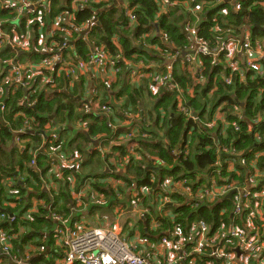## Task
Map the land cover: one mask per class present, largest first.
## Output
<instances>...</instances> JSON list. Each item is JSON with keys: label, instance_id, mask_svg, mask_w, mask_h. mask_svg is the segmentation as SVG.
<instances>
[{"label": "trees", "instance_id": "trees-1", "mask_svg": "<svg viewBox=\"0 0 264 264\" xmlns=\"http://www.w3.org/2000/svg\"><path fill=\"white\" fill-rule=\"evenodd\" d=\"M73 1L76 0H52L48 11L31 18L0 10V31L31 38V45L37 50L20 58L18 51L3 52L0 54V72L17 59L42 64L52 54L41 51L40 32L44 34L59 17L73 19L69 42L74 50L63 52L62 63L35 77L28 89L13 87L3 97L10 125L2 126L0 148L5 144V138L11 139L15 130L27 127V124H33L38 135L44 136L30 154L37 155L36 160L28 159L30 164L35 162L33 168L30 165V169L22 167L18 171V175H26L22 186L10 188L8 178L19 181L14 177L15 171L0 168V216H5L0 220V232L16 235L11 243L10 257L26 260L29 256L30 264H55L51 256L59 250L54 247V236L52 240L45 230L56 225L49 214L55 212L68 218L64 212H72L68 203L72 199L71 193L86 191L84 185L87 182L109 200L117 202L120 196L129 198L132 195L131 209L134 210L137 203L141 208L136 211L146 210L127 231L129 235L139 233L155 247L167 239L175 244L181 242L187 250L192 249L198 233L196 225L201 220L211 226L212 233L219 232L222 226L228 229L240 224L231 215L235 207L232 198L219 199L215 203L189 201L179 188L167 189L165 184L168 178H173L174 184L185 181L194 198L200 190H210L209 181L214 170L221 171L220 175L214 173L218 187L230 184L241 187L249 172L264 171V156L254 160L257 154L264 153V74L248 72L246 81L241 82L236 73L230 74L223 67L219 68L212 55L202 57L198 65L188 64L185 59L196 48L189 25L196 30V39L210 51L229 38L240 42L248 28L252 42L262 40L264 0H241L238 9L231 3L214 4L216 0H171L177 4L170 9H163L160 0H128L129 10L136 15L135 23L125 14V0H87L88 4L77 12L71 8ZM114 1H117V8L112 7ZM208 3L214 5L207 7ZM95 13L97 23L86 40L82 39L78 30L88 24ZM16 21L19 22L14 23ZM63 35L56 32L45 48L58 53L66 43ZM164 35L168 37V43H164ZM93 46L103 48L118 70L110 80L101 82L96 78V99L102 107L109 109L103 111L99 106V113L84 109V92L81 100L76 98L75 85L83 77L75 79L66 73L80 62L88 63L93 56ZM139 61L142 64L137 66ZM261 65L264 70V60ZM224 74L232 77L231 85L223 79ZM120 103H124V109ZM181 104L185 109L180 108ZM85 110L88 113L83 112ZM217 112L223 119H216ZM125 121L128 123L122 126ZM50 123L65 124L64 130L56 131L59 136L55 140L41 133ZM233 123L237 125L233 126ZM75 124L80 127L76 128L77 135L72 139ZM48 135L50 137V133ZM101 140L106 143L105 149L111 148L112 154L99 151L95 144ZM24 154L28 158L29 153ZM59 154L61 157L72 154L77 166L55 171ZM241 158L247 160L248 169L238 164L233 172H228L226 160L235 159L232 161L235 165ZM113 161L117 165L112 164ZM102 171L106 173L102 174ZM106 180L109 183L113 180L116 187L110 185V189H102V184L97 181ZM46 183L51 186L49 192ZM15 189L17 193H12ZM18 196L22 201L16 200ZM33 196H38L40 202L35 208L31 206ZM166 196L170 198L168 204L161 201ZM60 198L63 206H60ZM48 202L50 207L46 208ZM10 204L16 207L11 208ZM30 207L36 210L31 214V220L10 222L12 215L21 219L22 215L31 213ZM43 238L49 240L47 246L41 242ZM44 245L47 252L39 253V248ZM223 245L229 251L237 241L228 244L224 241ZM210 260L206 257L196 264H207ZM211 262L217 264L214 260ZM249 264L258 262L250 259Z\"/></svg>", "mask_w": 264, "mask_h": 264}, {"label": "built area", "instance_id": "built-area-1", "mask_svg": "<svg viewBox=\"0 0 264 264\" xmlns=\"http://www.w3.org/2000/svg\"><path fill=\"white\" fill-rule=\"evenodd\" d=\"M103 0H97L101 2ZM163 9H170L176 6V2L171 0H160ZM226 1L229 0H223ZM234 1V0H230ZM117 2V1H116ZM52 4V0H0V10L8 11L12 15L17 17H27L31 18L34 16H42L44 11H48ZM87 0H76L71 3V8L74 12L77 9L83 8L87 5ZM125 14L128 15L131 22H136V15L133 11L128 8V1H124ZM92 20L80 28L79 33L90 32L92 27L97 23V14ZM73 19L66 20L61 17L55 19L51 28L53 32H60L66 35V43L62 48L58 49V53L46 47L49 54H52L49 58L44 59L42 64L38 65H22L21 63L14 61L9 62L6 67L5 73L0 75L2 82L10 83V87H17L20 89H28L31 86V81L38 76H42L43 72L46 70L54 69L58 64L62 63V54L66 52L71 47V42H69L71 34V21ZM190 28L191 36L196 42V48H194V53L189 54L185 57L186 62L195 64L201 60L202 57L212 55L213 59H218L220 54L223 52H228L232 54L229 46L231 43L236 42L242 43V54L248 59V65L251 71L255 72L257 75H263L264 70L261 65V59H264V40L261 44H254L250 36L246 37L242 41H236L235 38H229L227 41L222 42L221 46L213 51H210L207 46L196 39V30ZM86 40V36L84 38ZM164 43H168V37L164 35ZM40 44L45 47L46 43ZM31 41L30 38H22L15 35H9L3 31H0V54L3 48L10 47L13 50L25 51L30 50ZM54 53V54H53ZM93 56L88 63L80 62L76 68H69L66 73L68 76L73 77L78 73L88 71H101L104 69H110L111 72L108 75L109 79L115 76L118 72L115 67V62L109 58L103 48L92 47ZM176 61V59H174ZM109 66V67H107ZM228 85L232 84V77L228 76L225 79ZM0 109L5 111V100H3V90L0 85ZM103 111L109 110L106 106L101 107ZM181 109H185L182 106ZM186 111V110H185ZM233 123V126H236ZM30 132L22 129L19 133L25 134ZM50 138L55 140L57 136L51 133ZM20 141L21 139L18 138ZM46 143V142H45ZM239 156V155H237ZM66 157V156H64ZM75 160V157H74ZM235 159L226 160L227 171L233 172L237 165H241L243 168L247 167V160L241 158L238 163L233 164L232 161ZM254 160H259V155L255 156ZM65 163V168H73L72 161L69 157H66L63 161ZM35 165V162L32 163ZM220 166V164H218ZM251 167V165H250ZM220 168V167H218ZM222 168V167H221ZM221 174L220 170H214L211 174L212 179L209 181L211 186L210 190L202 189L194 198L191 190L185 186V181H178V183H173V178H168L166 181V188H179V192L187 196L189 201L196 199L198 202H208L215 203L219 199H227L229 193L233 191L232 200L235 204L234 210L232 212V217L238 220L240 224H235L230 228L226 229L224 226L221 227L219 232L212 233V228L210 225L206 224L203 220L197 223L198 233L194 238V246L192 249L187 250L183 247V244H175L169 242L167 239L162 240V244L159 248L164 249L161 259L163 258L165 264H196L197 261H202L204 258L208 257L211 259L207 264H213L211 261L217 262V264H249V260L258 262V264H264V185L262 182L264 180V171L254 170V173H248L246 175L247 180L241 186L238 187L236 184H230L224 187H218L216 183V176ZM47 187H50L46 183ZM143 193H146V189H142ZM136 196H138L136 194ZM170 198L168 196L162 197L161 201L163 203H170ZM77 204L80 205V201L76 199ZM141 208V205L135 204L134 211ZM246 210H249L245 214ZM36 210L33 209L31 213L24 216V219L31 220V214ZM77 211V210H76ZM123 214L116 215L115 219H111L108 216L103 217V221L99 226H91L84 217L75 220L68 218H63L57 213L52 214V219L56 222V226L53 231V236L55 239V248L59 250L57 254L51 256L53 257V262L55 264H159L158 262L152 261L150 255L152 252L149 248L154 246L148 242V240L142 237L139 233L134 235H128L124 232V228L119 222ZM244 216V219L242 217ZM3 220L5 216L1 215ZM11 223L18 221V218L14 215L9 217ZM244 220V221H243ZM244 224V226L241 225ZM15 239L14 235L7 232H0V247L1 253L6 255V257L11 256V250L13 248L12 240ZM236 240L237 245L226 251V247L223 245L224 241L226 244L231 241ZM44 247L39 248V253L47 252ZM239 249V252L237 250ZM46 250V251H45ZM206 250L208 251L206 253ZM29 251V249H28ZM59 260L60 258H62ZM14 264H30V258L27 257L26 260L12 259ZM1 264V263H0Z\"/></svg>", "mask_w": 264, "mask_h": 264}, {"label": "crops", "instance_id": "crops-1", "mask_svg": "<svg viewBox=\"0 0 264 264\" xmlns=\"http://www.w3.org/2000/svg\"><path fill=\"white\" fill-rule=\"evenodd\" d=\"M125 1H128V0H125ZM217 1L218 0H216L214 4L218 3L220 5L223 2H225L223 0H219L218 2ZM240 1L241 0H234V1H231L230 2V0H229V1H226V2L228 4H230V3L233 4V7H235L236 9H238L239 7H241ZM214 4L213 3L212 4L211 3H208L207 4V7H211ZM112 7L113 8H117L116 1L113 2ZM117 14H119V13H117ZM18 22L19 21H16L14 23H18ZM53 30H54L53 28H51L50 26H48V28L46 29V31H44L45 32L44 33L45 35L40 32L41 37H40L39 41H42L43 44L49 43V41L56 34V32L54 33ZM88 34H89V31L82 33V39L85 38V36L87 37ZM248 36H250V38H251L249 28L246 29V30H244V32L242 34L243 39H245ZM63 37H66V35H63ZM54 40L56 41V39H54ZM263 40H264V38H262V40H255L253 42H254V44H257V43L261 44L263 42ZM241 45H242L241 42L238 43V44L236 42L231 43L230 46H229V49H230V51H231L232 54H229L228 52H225V53L222 52L221 54H224L223 55V58L221 59L222 56L220 54L219 58L218 59H215L214 61L217 63V66H219V68L220 67H223L224 70L230 71V74L236 73L237 75H239L241 77V80L242 81L241 80L240 81L241 82H245L246 81V78H247V73L248 72H253V71H251L249 65L247 64L248 63V59L242 54V46ZM39 46H40L42 52H45L46 50L47 51L49 50V49H46L41 44H39ZM71 47H72V43H71ZM71 47H70V49H71ZM70 49H69V51H71V52L74 50L73 47H72L71 50ZM8 50L14 51L10 47H5V48L2 49L1 54L3 52H5V51H8ZM15 51H17V49ZM36 51H37L36 48H34V46L31 45L30 46V50L28 52L18 51L19 52V58L22 55L23 56L24 55H31L33 52L35 53ZM49 57L50 56H48L47 58H49ZM18 60L24 66L25 65H28V64H32L31 61H30V59H25L23 61H21L20 59H17V61ZM263 60L264 59L262 58L260 61L262 62ZM139 62L140 63H138L137 66H139V65L142 64L141 61H139ZM200 63H201V60L199 62L195 63L194 65H198ZM182 64H183V62H182ZM149 67H153V66H146V68H149ZM3 71L5 72L6 71V68H4ZM3 71L0 72V75L3 74ZM100 72L103 73L102 78H100L99 76H97V74L100 73ZM110 72H111L110 69H104V70H101L99 72L92 71V69H88V71L82 72V75L81 76L83 77V79L81 81L79 80L76 83L75 90H74L75 93H77V97L76 98L79 99V100H81L82 99L81 93L84 92V98L82 99V103H83L82 106L83 107L85 106V108H87V110L89 112L92 111V112L99 113L101 111V109L99 108V106L102 107V105H100L101 102H100V100H97L96 99V85H95L96 78H97V80H100V79L101 80H104V79L105 80L106 79L110 80L109 77H108V75H107ZM227 77H228V74H224L223 79L225 80ZM0 85L2 86L3 97H4L6 91H9L11 89L10 83H5L4 84L2 82L1 77H0ZM62 93H66V92L63 91ZM123 104L124 103L121 104L122 105V109H124V105ZM139 109L140 110L143 109L141 105H139ZM119 110H121V108H119L118 111ZM6 112H7L6 110L2 112L1 109H0V134H2V131H1L2 130V126L9 127V125H10V121L8 120V115L9 114H6ZM19 116L20 115H17V117H19ZM51 118H54V116H52ZM218 118L223 119V115L217 112L216 113V119H218ZM215 121H217V120H215ZM127 123H128V121L123 122L122 126L123 125L125 126ZM214 124H215V122H213V126H214ZM79 127H80V125L75 124V130H74L75 132H73L72 135H71L72 136V139H74L76 137V135H77L76 132H77V129H79ZM117 127L118 126L116 125L115 128H117ZM25 128H26V126L23 127L22 129H25ZM35 128L36 127H34L33 124H27V130H29L30 132H26L25 134L24 133L23 134L19 133L22 130L21 128H20L21 130L20 129L19 130H15L13 132L14 133V136L11 139H6L5 138L4 139V143L5 144L3 145L2 148H0V168H2V169H10V170L13 169L15 171V173H14L15 176L14 177L19 180L18 182H14V181H12L11 179L8 178L7 179V182L9 183V187L10 188H12V187H16L17 188L19 186H22L23 181H24L23 177L26 176L25 174H23V177L20 176V175H18V171L22 167H23V169H26L27 170L28 168L30 169V165H31V168H33L32 167L33 165L30 164V162L28 163V159L30 160V158H32V161H34V159L36 160L37 155L32 156L30 154H33V151L37 147L38 142L40 140L42 141V139L44 137V136L38 135V132L36 131ZM64 129H65V124L63 125V124H55L54 123V125H53V123H50V124L47 125L46 130L44 132H41V133H44L45 137L48 138V139H50V137L48 135L49 133H50V135H51V133H54L58 137L59 136V133L56 132V131L57 130L58 131H60V130L62 131ZM18 138L21 139V140L19 141ZM120 140H122V137L120 138ZM104 144L106 145V143H104L102 140L101 141H98L95 144L96 147L99 148V150H100L101 153H103V151H101V150H104L105 149L104 148V146H105ZM26 151H27V153H29L28 154V158H26V156H24L25 155L24 153ZM40 152H43V149H41ZM103 154H106V153H103ZM257 155H259V159H260V158H262L264 156V153L257 154ZM95 166H96V168H98V165H95ZM63 169H65V168H63ZM103 172L104 171H102V174H103ZM40 173H41V171H40ZM105 173L106 172H104V174ZM48 177H49V179H52V177L50 178V175ZM110 183L113 184V185L115 184L113 182V180H111ZM50 187H47V189H46L47 192H49ZM72 187H74V185H72L71 188ZM82 188L83 187H81V189ZM30 191H31V189H30ZM12 193H17V189L12 190ZM73 193L75 194V192H73ZM73 193H71V195H70L72 199L71 200L69 199V202H68L69 205H70V209L72 208V212L70 214H67V213L64 212V214L66 215V217H68V219L72 220V223L75 220L84 217V219L88 223H90L91 226H99V225H101L104 216H108L109 217V213H113V215H111L112 216V219H115V221L116 220L118 221V219L116 218V215H119V213H122L123 215L129 214V212L132 210L131 209L132 208L131 207V204H132L131 203V200L133 199V197L130 194H129L130 195L129 198H125L124 196H122L124 198L119 199V201H117V202L114 201V200L107 199V202L105 204H103V203L97 204V203H94V202H89L88 201L89 195H87L85 197V203H87V205H86L87 207L84 208V207H82V205H83L82 201H80V203H81L80 205L76 204L77 203L76 197L74 198V194ZM82 193H85V191H82ZM144 195H145V193H144ZM25 197H26L25 198V201H28V198H27L28 196H25ZM17 199H19V201H22V197H19L18 196V197H16V200ZM38 199H39L38 196L31 197V206L33 205L34 208L37 207V205L40 203L38 201ZM59 203H60V206H63L64 205V202H63L62 198H60ZM43 205H45V204H43ZM46 205H47L46 208L47 207H50L49 206V202ZM10 206H11V204H10ZM115 206L117 208H119L118 211H115L114 210V207ZM14 207H16V205L15 204H12L11 208H14ZM34 208L33 207H30L29 210L33 211ZM77 208H81L80 209L81 213H79L80 211H76ZM114 211H115V213H114ZM100 212L105 213L104 215H102L103 216L102 219H99L101 217V216H99V213ZM54 213L55 212H52V213L49 214V217H50V219L52 221H53L52 214H54ZM76 213L79 214V216L76 215ZM141 218H142L141 215H135L133 218H130L129 220L127 219L126 222L123 224L124 232L129 235V233H128L129 231L125 230L126 226L128 225L130 227H133L134 224H136L135 222L137 220L141 219ZM97 219L100 221L99 225H97V223H98L97 222ZM0 220H2L1 217H0ZM18 220L19 221L20 220H24V215H22L21 219H18ZM55 226L51 227V229H49V228H46L45 229L47 231L48 237L51 236L52 240H53V231H54ZM44 231H42V234H44L43 233ZM31 232H30V234H31ZM44 242H45V245L47 246V242H49V240H44ZM157 248L158 247H155V246L153 248L152 247L149 248V251L152 252L151 254H149L150 255V258L154 262H158L159 261V264H165V261H164L163 258L160 259V260H158V259H156L154 257V251ZM50 251L51 250L48 251V256L49 257H50ZM157 254H158V256H160L161 253H157ZM2 257H6V255H3L1 253V247H0V263L1 264H14V261L12 260L11 257H6L4 259H1Z\"/></svg>", "mask_w": 264, "mask_h": 264}, {"label": "rangeland", "instance_id": "rangeland-1", "mask_svg": "<svg viewBox=\"0 0 264 264\" xmlns=\"http://www.w3.org/2000/svg\"><path fill=\"white\" fill-rule=\"evenodd\" d=\"M30 40H31V38H30ZM186 63H188V62H186ZM188 64H191V63H188ZM97 72V71H96ZM82 74V73H81ZM81 74L79 75V74H76V75H74V78L76 79V78H78L79 76H81ZM97 76H99L100 78H102V76H103V73L102 72H100V73H98L97 74ZM46 81H48V79L47 80H45V82ZM100 81L102 82L103 80H101L100 79ZM44 82V83H45ZM44 83H42L41 84V87L43 86V84ZM75 83V81H73V84ZM103 89H105L104 87H103ZM122 104V103H121ZM118 105V104H117ZM182 104H181V107L180 108H182ZM84 109H86V108H84ZM221 109V108H220ZM83 112H85V113H88L86 110L85 111H83ZM103 149V148H102ZM100 151V150H99ZM101 151H103V153H106V155L107 154H112L113 152H111V148H109V147H107L106 149H104V150H101ZM58 156V155H57ZM70 156V159H71V161H72V166L74 165V167H76L77 166V163H75V161H74V157H73V155L72 154H68L66 157H69ZM66 157H61V155L59 154V156H58V166L61 164V166H55V171L57 170V169H62V168H65V167H63V166H65V163L63 162L64 161V159H66ZM115 162L116 163H119L118 161H116L115 160ZM115 162H113L112 164H114V165H117ZM80 164V163H79ZM227 165H229V164H227ZM230 166V165H229ZM118 169H120V168H118ZM245 169H248V167H245ZM54 171V173H57V172H55ZM117 170H114V172H116ZM246 172V171H245ZM247 173V172H246ZM62 175H60V177H61ZM97 182H100L102 185H100V187L102 188V189H110V185H111V187H116V186H114V185H112V184H110L107 180L104 182V181H97ZM84 187L86 188V191H85V193H82V192H80V193H73L74 194V198L76 197V199H78L79 201H82V203H83V205H82V207H87L86 205H87V203H85V197L87 196V195H89V199H88V201L89 202H94V203H97V204H100V203H103V204H105L106 202H107V198L102 194V193H99V191L96 189V188H94V187H92V185L90 184V182H87L85 185H84ZM125 197V196H124ZM124 197H122L121 196V198H124ZM161 205V204H160ZM78 209V208H77ZM81 209V208H80ZM145 209V208H144ZM114 210L115 211H118L119 210V208H117L116 206L114 207ZM146 210V209H145ZM145 210H144V212H145ZM115 211H114V213H115ZM144 212L143 211H134L133 209L129 212V214H125V215H123V216H120L121 217V220H119V222L122 224V226H123V224L126 222V220L128 219H130V218H133L135 215H142V214H144ZM79 213H81V211L79 212ZM105 213H103V212H100L99 213V216H101L99 219H102V215H104ZM119 214H121V213H119ZM166 214L167 215H170V213L169 212H166ZM108 215V214H107ZM111 215H113V213H109V220H111L112 219V216ZM97 225H99V223H100V221L97 219ZM127 228H128V225L126 226V228H125V230H127ZM45 239L43 238V240H41V242H43ZM160 247V246H159ZM157 248L155 251H154V257L156 258V259H158V260H160L161 259V255H162V253L164 252L163 250L164 249H161V248ZM157 253H161L160 254V256H158V254Z\"/></svg>", "mask_w": 264, "mask_h": 264}, {"label": "water", "instance_id": "water-1", "mask_svg": "<svg viewBox=\"0 0 264 264\" xmlns=\"http://www.w3.org/2000/svg\"><path fill=\"white\" fill-rule=\"evenodd\" d=\"M182 29L184 30V25L182 26ZM232 194H233V191L231 193H229V195L227 196L228 199H231L232 198ZM237 252H239V249L237 250Z\"/></svg>", "mask_w": 264, "mask_h": 264}]
</instances>
